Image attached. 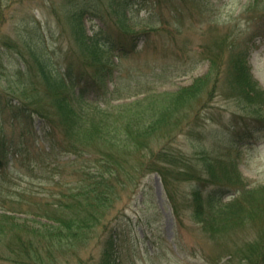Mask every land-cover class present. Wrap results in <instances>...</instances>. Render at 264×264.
I'll use <instances>...</instances> for the list:
<instances>
[{"label":"trees","instance_id":"1","mask_svg":"<svg viewBox=\"0 0 264 264\" xmlns=\"http://www.w3.org/2000/svg\"><path fill=\"white\" fill-rule=\"evenodd\" d=\"M3 1L0 24L5 18ZM44 1L51 3L58 17L59 36L71 41L70 52L63 53L68 61L62 64V50H48L40 19L32 12L16 15L15 37L7 33L0 37L7 48L21 46L19 57L26 66L19 73L22 79L18 87H0V127L5 118L12 119V125L19 129L17 137L24 139L18 141L0 128V170L12 159L15 163L36 162L41 153H56L58 183L68 174L75 179L61 189L53 207L43 205V211H36L33 219L0 213V264H122L117 252L127 227L116 223L119 215L111 211L124 190L138 187L153 172L160 174L179 221L183 214L174 202L176 190L170 178L192 182L184 196L186 206L193 208L209 241L222 251L228 249L225 243L234 240L233 229L248 226V222L254 225L259 213L256 210L264 209V187L247 189L245 176L234 161L206 159L200 167L178 165L180 154L164 145L156 147L155 141L176 128L182 116L188 122L181 131L190 137L204 136L213 121L233 143L264 138V88L254 79L250 63L256 36L262 35L261 31L264 34V7L255 16L252 4L256 6L258 1L254 0L246 10L253 15L247 17V27L260 26L257 33H244L238 23V30L234 27L226 35L215 37L214 45L205 43L209 73L183 86L165 105L155 108L153 100L131 105V112L114 113L96 103H85L83 94L93 91L102 96L100 100H108V81L118 63L113 56L135 51L144 37V30L131 27L129 10L136 5L159 6L175 0ZM203 1L176 0L177 6L171 5V10L183 5L185 15L197 8L202 12ZM85 15L99 16L104 23L88 33ZM181 26L183 29L180 24L176 32H181ZM3 64L0 60V67ZM222 79L230 87V97L240 96L244 109L230 114L227 110L228 118L223 112L211 114L209 99ZM77 87L80 104L75 106L73 89ZM224 196H230L228 201L222 202ZM256 228L254 240L234 243L226 262L236 258L244 264H264V225L258 223Z\"/></svg>","mask_w":264,"mask_h":264},{"label":"rangeland","instance_id":"2","mask_svg":"<svg viewBox=\"0 0 264 264\" xmlns=\"http://www.w3.org/2000/svg\"><path fill=\"white\" fill-rule=\"evenodd\" d=\"M253 1L204 0L202 3L205 7L202 12L199 8L193 9L191 15L184 14L183 5L179 6L177 11L171 10L173 6H177L176 0L170 4H160L163 6L136 5L128 12L131 15V27L135 30H144V37L138 41L135 51L131 50L120 57L113 56V60L118 63L113 77L108 81V100H100L102 96L93 91L83 94L82 100L92 105L96 103L114 113H128L132 110L131 105H146L153 100L155 108H160L183 86L209 73L211 67L204 54L205 43L214 45L212 40L215 37L231 32L234 27H239L238 23L245 29L247 17L253 16L246 10ZM256 1L258 4L256 6L252 4L255 8L254 11L251 10L253 13L257 12L255 16L261 14L264 7V0ZM3 2L6 3L3 6L5 18L3 24H0V37L5 33L15 37L16 15L32 12L38 20L40 19V30L45 33L48 50H56V52L58 49L62 50L60 53L62 64H66L68 59L63 58V53L70 52L71 41L59 36L58 17L53 14L55 12L51 3L44 0ZM166 6L171 7L169 9ZM83 20L88 33L104 23V19L96 15H85ZM180 24L183 25V29L181 26L182 30L179 33L176 31L179 30ZM244 29H242L244 33L256 32L260 30V26ZM259 34L262 35L256 36V44L250 53V63L254 79L264 88V34L262 31ZM19 50H22L19 45L10 49L7 48V44L0 42V60L4 62L0 67L2 89L20 85L17 84L22 79L19 73L23 68L26 70V66L19 57ZM219 85L216 94L209 99L211 114L223 112L226 117L227 110L229 114L232 110L238 111L240 108L244 110L239 95L229 96L230 87L226 86L223 79L220 80ZM230 93L235 94V91ZM73 95H75L74 100L72 99L73 104L78 106L80 104L78 87L73 89ZM202 107L203 105L200 104V108ZM191 114L194 115V111H191ZM0 119L2 120V115ZM4 120L6 123L1 124L0 128L9 133V136L17 137L19 129L12 125L14 121L9 118ZM187 120V117L182 116L178 119V127L169 130L170 133L166 137L160 135L161 138H156V147L164 145L170 147L174 153L180 154L181 160L176 161L178 165L200 167L206 159L216 162L234 161L245 176L247 189L256 187L263 189L264 138L260 137L257 141L243 139L233 143L228 134L219 127L220 124L217 125L213 121L209 122L208 131L204 136L190 137L180 128L184 123L187 124ZM29 139L32 140V137ZM17 140L24 142L23 138L17 137ZM8 145L10 146L9 143ZM37 148L36 145V150ZM41 154L36 162L17 160L15 163L12 159L5 169L0 170V213L12 212L22 218L33 219L35 212L43 211L42 207L48 203L53 207L61 189L75 179L68 174L65 177L61 176L62 179L58 183L60 174L55 170L56 164L59 163L56 153L51 154L55 156L52 158L50 154L48 156ZM170 180L175 186L176 198L173 200L181 208L182 221L174 215L173 203L158 172L146 175L138 187L124 190L122 197L115 204L113 212L111 211L112 215H119L115 222L127 227L117 252L121 263L217 264L215 262L222 255L219 264H244L236 258L234 261L226 262V258L229 257L228 251L235 249L234 243L243 244L254 240L256 225L258 223L264 225V209L256 210L259 213L254 218V225L248 222V226L233 229L234 240L225 243L228 249L223 248L222 251L220 247L209 241L201 229V223L192 212L193 208L186 206L184 196L190 192L192 182L188 179L177 181L172 177ZM229 198L230 196H226L222 202L228 201ZM35 219L41 220L38 216ZM71 259L75 258L71 257ZM63 261L62 257L60 262ZM76 262L74 260V263Z\"/></svg>","mask_w":264,"mask_h":264}]
</instances>
